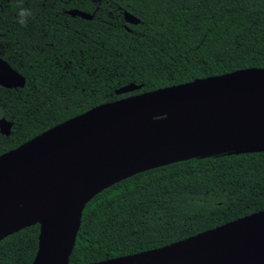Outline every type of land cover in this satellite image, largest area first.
I'll list each match as a JSON object with an SVG mask.
<instances>
[{
	"label": "trees",
	"instance_id": "trees-1",
	"mask_svg": "<svg viewBox=\"0 0 264 264\" xmlns=\"http://www.w3.org/2000/svg\"><path fill=\"white\" fill-rule=\"evenodd\" d=\"M79 0H0V58L22 87L0 86V154L89 108L234 70L264 68V0H107L91 20ZM32 10L26 25L16 6ZM76 6V5H75ZM122 11L138 19L126 23ZM133 83L138 89L116 94ZM264 208V151L220 152L148 169L84 206L69 264L141 252ZM38 224L0 240V264H30Z\"/></svg>",
	"mask_w": 264,
	"mask_h": 264
},
{
	"label": "water",
	"instance_id": "water-1",
	"mask_svg": "<svg viewBox=\"0 0 264 264\" xmlns=\"http://www.w3.org/2000/svg\"><path fill=\"white\" fill-rule=\"evenodd\" d=\"M68 14L91 18L76 9ZM123 18L138 23L127 11ZM24 83L0 58V86ZM139 87L130 83L115 93ZM11 125L0 118V133L8 135ZM258 151H264L261 67L100 103L0 154V240L38 224L30 264H69L82 210L102 189L193 157ZM84 264H264V208L163 246Z\"/></svg>",
	"mask_w": 264,
	"mask_h": 264
},
{
	"label": "flooded vegetation",
	"instance_id": "flooded-vegetation-1",
	"mask_svg": "<svg viewBox=\"0 0 264 264\" xmlns=\"http://www.w3.org/2000/svg\"><path fill=\"white\" fill-rule=\"evenodd\" d=\"M107 6L110 7V4L107 3V0H79L78 3L76 4L74 3V6L71 5L70 7L63 9L61 12L67 15H70L68 14L69 10H73V9L80 10L91 16V18L87 20H91L96 16L99 18V15H101V12H103L102 14L104 15V23L107 24V12H110L109 10H107ZM123 12L124 11L121 12L122 17H123ZM72 17H79V16L76 15ZM82 19H85V18H82Z\"/></svg>",
	"mask_w": 264,
	"mask_h": 264
},
{
	"label": "clouds",
	"instance_id": "clouds-1",
	"mask_svg": "<svg viewBox=\"0 0 264 264\" xmlns=\"http://www.w3.org/2000/svg\"><path fill=\"white\" fill-rule=\"evenodd\" d=\"M32 10L24 7L22 4L16 6L17 22L21 25H26L28 20L32 17Z\"/></svg>",
	"mask_w": 264,
	"mask_h": 264
},
{
	"label": "bare ground",
	"instance_id": "bare-ground-1",
	"mask_svg": "<svg viewBox=\"0 0 264 264\" xmlns=\"http://www.w3.org/2000/svg\"><path fill=\"white\" fill-rule=\"evenodd\" d=\"M219 148L229 149V148H232V146L229 144L221 143Z\"/></svg>",
	"mask_w": 264,
	"mask_h": 264
}]
</instances>
